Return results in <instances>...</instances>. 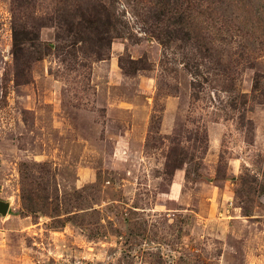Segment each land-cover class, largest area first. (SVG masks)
Segmentation results:
<instances>
[{
	"label": "rangeland",
	"instance_id": "obj_1",
	"mask_svg": "<svg viewBox=\"0 0 264 264\" xmlns=\"http://www.w3.org/2000/svg\"><path fill=\"white\" fill-rule=\"evenodd\" d=\"M24 1L0 0V264H264V0H93L110 46L90 0Z\"/></svg>",
	"mask_w": 264,
	"mask_h": 264
},
{
	"label": "trees",
	"instance_id": "obj_2",
	"mask_svg": "<svg viewBox=\"0 0 264 264\" xmlns=\"http://www.w3.org/2000/svg\"><path fill=\"white\" fill-rule=\"evenodd\" d=\"M26 1V2H25ZM24 1V4H27V0ZM16 2V1H15ZM97 2H93V0H90V4H83V6L80 8V5H76L77 9H80L79 12H81L83 14L82 19H80V22H83L82 25V31L80 32V34H85V31H89L90 29H92L93 27H98V29L100 30V35H98V40L105 42L109 44L110 46V27L112 25V14H108V16L106 15V12H103L100 9H97L96 6ZM23 6V4H18L17 7H21ZM76 10H72L71 13L67 12V17H70L69 20L70 21H76L78 16V11ZM106 9V8H105ZM75 11V13H73ZM107 11V9H106ZM167 13L165 12V14L163 15H159L157 17V22L160 21V19H162V17L166 16ZM63 17H66V14L63 15ZM182 18V16H181ZM15 23H14V30H13V41H14V60H15V71H16V80L19 82L20 80L22 81H27L25 78L27 77V75L23 72V58L26 56V53L23 52L22 47V43L21 41L30 39L31 33L30 31L27 29L26 24L24 23L22 24L19 20L15 19ZM168 21H172L171 23H173L172 27L166 31L167 34L166 35H172L173 33H175V31L178 33L183 32V34L181 35V37L184 35L185 37V41L188 43L191 42L192 37H191V33L187 32V34L183 31L182 28H180L178 25L181 24L180 22L183 21L182 19H180L179 21L175 20V18H168ZM169 25V24H168ZM40 25H38L37 27H39ZM85 29V31L83 30ZM176 34V35H177ZM175 35V36H176ZM173 36V37H175ZM182 37V39L184 38ZM112 42V41H111ZM101 52L99 53V56H101ZM27 83V82H26Z\"/></svg>",
	"mask_w": 264,
	"mask_h": 264
},
{
	"label": "water",
	"instance_id": "obj_3",
	"mask_svg": "<svg viewBox=\"0 0 264 264\" xmlns=\"http://www.w3.org/2000/svg\"><path fill=\"white\" fill-rule=\"evenodd\" d=\"M8 211H9V205L0 202V212L3 214H7Z\"/></svg>",
	"mask_w": 264,
	"mask_h": 264
},
{
	"label": "crops",
	"instance_id": "obj_4",
	"mask_svg": "<svg viewBox=\"0 0 264 264\" xmlns=\"http://www.w3.org/2000/svg\"><path fill=\"white\" fill-rule=\"evenodd\" d=\"M178 185H179L178 183H176V184H175V186H174V188H173V189H174V190H173V191H174V193H175V191L177 190V188H178Z\"/></svg>",
	"mask_w": 264,
	"mask_h": 264
}]
</instances>
